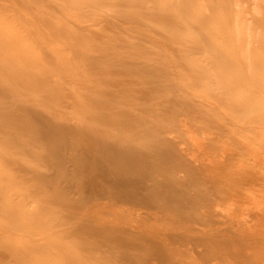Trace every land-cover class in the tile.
<instances>
[{
	"label": "rangeland",
	"instance_id": "1",
	"mask_svg": "<svg viewBox=\"0 0 264 264\" xmlns=\"http://www.w3.org/2000/svg\"><path fill=\"white\" fill-rule=\"evenodd\" d=\"M227 1L0 0L1 59H13L16 68L27 63L39 75L55 65L83 78L89 58L88 65L97 66L103 57L112 62L121 55L134 80L127 90L138 106L150 105L146 113L159 114L150 124L158 140L123 136L137 141L120 153L139 152L135 164L85 153L101 161L106 181L95 180L81 160L59 163L47 156L50 142L36 148V156L3 147L0 264H76L77 257L85 264H264V0ZM48 74L56 88L59 77ZM68 80L64 86L74 87L81 101V86ZM160 80L164 99L157 102L148 88ZM33 103L47 106L39 98ZM78 118L64 125L88 144L89 121L78 124ZM158 146L164 154L144 153ZM75 151L67 155L82 156ZM127 167L141 178L144 202L134 203L137 208L116 203L110 194L118 188L111 187L99 201L106 208L93 210L77 184L122 179L128 174L118 177L117 170ZM115 209L139 210L143 222H127ZM85 214L92 227L129 229L133 241L126 239L119 251L116 242L95 234L89 239L109 248L80 250L84 235L68 237L76 230L66 219Z\"/></svg>",
	"mask_w": 264,
	"mask_h": 264
},
{
	"label": "bare ground",
	"instance_id": "2",
	"mask_svg": "<svg viewBox=\"0 0 264 264\" xmlns=\"http://www.w3.org/2000/svg\"><path fill=\"white\" fill-rule=\"evenodd\" d=\"M229 1L231 3L230 4L231 6L233 0H229ZM230 6L228 4L227 6L228 10H230ZM227 14L230 15L231 13L229 12ZM114 57L118 59V61L116 59H113V61L110 62L108 60L111 59V57H108V58L103 57V59H100L99 61H97L98 62L97 66H95L94 64L91 65L92 64L91 61H90L91 64L89 63L88 65L87 61L90 59L89 58L85 62L87 63L85 65H87L88 67L86 66L87 68L86 67H85L86 69L84 68L87 75L82 76L83 78H81L79 75L78 77H74L73 75L69 76L67 74L64 75L61 73V70L55 65H51L50 68L46 66V68L48 69L42 72V75L41 74L39 75L41 71L37 72L39 75L37 76L36 75L37 73H35L36 71L32 72L31 70L30 71L27 70L29 66L27 63L19 64L16 68V66L12 65L13 59H9V57L4 58V59L0 58V151L1 152L3 151V147L12 146V147H15L16 150L23 151V152L24 151L29 152L31 155L33 154V151L36 148H38L41 145H44L45 143L50 142V145L52 144L53 147L45 151L47 152L46 153L47 156L49 155L53 157L59 163L65 162L67 161V159L68 161H72V162L76 160L78 161L81 160L84 163V166L88 165L89 168L92 170V172H94L93 176L96 175L94 176L95 180H96V177L98 178L99 176L105 174L104 168H102L101 166L102 164H100L101 161H99L96 156L95 157H92L89 155L87 156L85 155V153H89L93 151L94 153L99 154L102 157L104 155L108 159H111L110 162L112 160H116L114 162H118L121 160L123 162L128 161V162H131V164L132 163L135 164L134 162L136 161V157H137L136 154L139 152L135 151L136 154L130 153L129 155H128L129 152L127 151H126V154H123V153L120 154V153L122 150L125 152L124 149L126 150L129 149L130 146H132V144H134L137 141L135 140L127 141L125 138H123V136L124 134L131 132L132 135L134 134L141 135V137H143V140H148V139L158 140L159 136H155L157 133H155L153 126H151L150 124L155 121H158L159 114L158 113L154 114V112L153 114L151 112L146 113L144 111V108L145 110H147L146 107L147 106L150 107L148 103H147L148 105L143 104L142 107L139 103L138 104L140 106L137 105V99H136L135 94L127 90L128 87H130V85H133V82H134V80L130 76L125 74V72H128L130 70L129 66L125 63V61L123 60L124 58L121 57V55H115ZM91 60L93 59L91 58ZM49 72L51 73V76L56 74L59 77V82L57 83L56 88H54V86H52L50 83V77L48 74ZM161 73L163 74V72ZM69 77L72 78L74 83H79V85L81 86L82 94H83V98L81 101L79 98H76L74 96V87L72 89L71 88L66 89L67 87L64 86L66 82L68 84H71V81L68 80ZM164 85L165 84L162 82V80L158 81V83H155V84L151 83L149 84L148 93H154V98L156 99V101L159 99L162 100L161 98L164 99V94L163 92H161V89H162V86ZM116 92H119L120 94L116 95L115 94ZM66 96L69 97L68 100L63 99ZM33 98H37V99L39 98L43 103L47 104V106L46 105L45 107L35 106L34 103L32 104ZM136 105L138 106L137 108H136ZM74 114L76 115L74 116ZM74 117H79L78 124L82 122V119L83 120L86 119L89 121V126H88L89 143L88 144L86 142V139H81V140H78L79 138L75 139L76 134L78 133H75V131L72 129V125L70 128L65 126L67 123H70ZM135 137L137 138V136ZM37 143H39V145H36ZM75 150H78V152L82 151L83 152L82 156L76 153L67 155L68 151H75ZM130 152H131V148H130ZM145 152H152L153 154H164L165 149L163 147L158 146L152 150L145 149L144 153ZM4 156L6 157V155ZM37 159L39 158L37 157ZM7 160L11 161L12 159H7ZM88 166H85V167H88ZM131 166H135V165H131ZM131 166L129 165V167ZM76 169H79V167ZM125 169L124 168L123 170L118 169L116 173V174H119L120 172L121 173L123 172L124 175L128 174L124 178L120 179V178H117L115 175L114 179L111 180L108 176V179H110V181L104 184H100V185L94 184V182H96L95 180L88 181L86 179L88 181L87 182L86 180L83 181L84 179L82 180V178L80 179L82 180V183L77 184L79 187V190L80 188L83 189L84 192L82 191V194L88 192L84 199L89 205H92V207H94L93 210H96L95 208H100V209L106 208V207H103L104 203L102 204L103 206H100L101 202L99 201L102 197H104L103 196L104 194L106 196V193L109 189L111 192V187L118 188V190L114 193L111 192L110 194L109 191H108L109 193H107V194H110L112 198L116 200V203L120 202L121 204L123 203L124 205L126 203L127 204L137 203V205H139V204H142V202H144L145 194H143V192L145 188L142 187L143 185L141 182V178L137 174H135L136 171L133 172L135 175H131L132 170H133L132 168L128 170V167H127L126 171ZM136 169L138 170V167ZM130 170H131V173H130ZM87 171L89 170L86 169L85 173H87ZM120 174L118 177L123 175V174L122 175ZM72 175L73 174H71V176ZM75 176H76V173H75ZM93 176L92 178H94ZM103 178L104 177L101 176L99 181L100 180L106 181L107 177L105 179ZM79 181L77 182L79 183ZM97 183L99 184L98 180H97ZM141 188L143 189L142 190L143 192H141ZM107 197H109V195ZM72 203L74 202H71V204L69 205L74 206V204ZM65 205L66 204H64V206ZM76 206L77 205H75L74 207ZM118 206L120 205L118 204ZM115 211L117 212V214L118 212H121L119 211V209H115ZM67 215L69 214H66V216ZM84 216L85 218L87 217V219H83L82 217L81 218L79 217L78 219L71 218L70 216L69 218L67 217L68 219H66L68 222L75 221L74 229L76 230V233H74L73 232L74 230H73L72 231L73 234L70 233V236L68 237L71 238L72 237L71 235H74V234L75 235L77 234L76 236H78V233H81V235H84L83 239L81 238L82 242H80L81 241L80 240L77 243L78 248L80 246L79 249L82 251L94 252V250H98L100 253V249L102 250L104 248V245H102L103 243H100L99 241H98L99 243L97 241L94 242L89 239L91 235H95V234L103 238H110L107 240V241L110 240V242L108 243L114 242L115 244L116 242V245L119 248L115 245L113 246L119 251L121 247H124L126 245L125 244L126 239L128 238L132 239L131 237L133 236V233H130L129 229H126V228L121 229V228H118L116 225L114 226V225H108V224L107 225L105 224L106 226L103 225L98 228L92 227L91 226L92 221H90L89 219L90 216L92 215L90 214V216L88 217V215L85 214ZM120 216L126 218L127 222H132V223H136L137 221L143 222V219H144L143 214H141V211L139 210H136V211L132 210L131 212L124 211V212H121ZM50 230L53 231L52 229ZM49 232L50 231H48L47 233V231H45L44 233L45 235H47L49 234ZM96 237L97 236H94V238ZM76 238L78 239L79 237H76ZM135 238H136L135 240L139 239L137 237ZM133 239L131 241H133ZM74 242L76 244V241ZM74 242L73 243L71 242V243L74 244ZM104 244H105V240H104ZM138 244L134 246L137 247ZM107 246L109 248V245ZM110 246L112 247L111 244ZM106 247L103 250L105 249L107 250ZM128 249H130V247ZM119 251H116L115 253ZM111 253H113V251ZM76 259H77L76 264L86 263L85 261H83L82 257H77ZM116 261H119V258ZM97 264H109V263H103L99 261ZM121 264L123 263L121 262ZM131 264H133V262Z\"/></svg>",
	"mask_w": 264,
	"mask_h": 264
}]
</instances>
